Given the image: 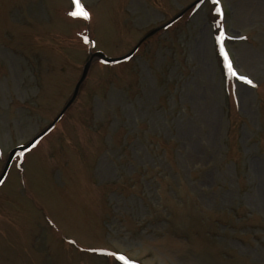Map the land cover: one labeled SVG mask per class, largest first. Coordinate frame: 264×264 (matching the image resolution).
Returning <instances> with one entry per match:
<instances>
[{
	"label": "rangeland",
	"instance_id": "374dc122",
	"mask_svg": "<svg viewBox=\"0 0 264 264\" xmlns=\"http://www.w3.org/2000/svg\"><path fill=\"white\" fill-rule=\"evenodd\" d=\"M195 0H0V174ZM203 0L95 59L0 186V264H264V0ZM88 37V43L83 37ZM246 37V39H242ZM94 45L91 43V41ZM75 241V243H72Z\"/></svg>",
	"mask_w": 264,
	"mask_h": 264
},
{
	"label": "snow or ice",
	"instance_id": "6c2138e0",
	"mask_svg": "<svg viewBox=\"0 0 264 264\" xmlns=\"http://www.w3.org/2000/svg\"><path fill=\"white\" fill-rule=\"evenodd\" d=\"M73 3L75 5V10L70 13L71 16L81 17L85 20L91 19V13L85 8L84 4L81 3V0H73ZM201 3H203V0H201ZM212 4L215 5L214 11L220 18V20L217 21V24L219 25V29H218V34L215 36V40L219 45V54L223 57L222 63L226 76L234 77L239 81L244 82L247 85H251L255 87L256 85L254 84L253 80L250 77H248L247 75H242L239 72H237L229 56V53L225 47L224 42L226 39H230V37L226 35L223 26L220 23V21L223 18V8L221 5V0H212ZM83 39L85 43H88V37L86 35L83 37ZM242 39H246V37H242ZM0 183H3V181H0ZM72 243H75V241H72ZM91 251L100 252L108 256L114 257L117 261L122 262V264H138L137 261L130 259L122 252L108 251L107 249H91Z\"/></svg>",
	"mask_w": 264,
	"mask_h": 264
},
{
	"label": "water",
	"instance_id": "95a60500",
	"mask_svg": "<svg viewBox=\"0 0 264 264\" xmlns=\"http://www.w3.org/2000/svg\"><path fill=\"white\" fill-rule=\"evenodd\" d=\"M200 0H197L195 1L191 6H189L187 9H189L190 7H192L193 5H195L197 2H199ZM185 9L184 11H182L181 13H179L176 17H174L172 19V21H175L176 19H178L180 16H182L186 10ZM171 21V22H172ZM160 28H156L152 31H150L149 33H147L140 41L139 43L129 52L127 53L126 55H123V56H120V57H109L107 56L106 54H104L103 52L101 51H97L95 53H92L91 54V57L89 59V61L86 63V65L84 66V70H83V73H82V76L81 78L79 79L77 85H76V88H75V91H74V94L72 96V98L68 101V103L66 104V106L64 107V109L62 110V112L59 114V116L56 118V120L49 126L52 127L58 120L59 118L65 113V111L72 105V103L74 102V100L76 99L78 93H79V89H80V86L81 84L83 83V81L85 80L87 74H88V71H89V68H90V65H91V62L93 61V59L95 57H100L102 58L103 60L107 61V62H118V61H121V60H124L128 57H130L131 55H133L136 50L139 48V46L148 38L150 37L151 35H153L154 33H156ZM49 128L45 129L40 135H38L36 138H34L29 144L25 145V146H18L16 148H14L12 150V152L10 153V156H9V159L6 163V166L0 176V181H3V179L5 178L6 174H7V171L11 165V162L13 160V158L18 154V153H21L23 151H26L28 150L29 148H31L34 144V142L42 135L44 134L45 132H47L49 130ZM1 184V183H0Z\"/></svg>",
	"mask_w": 264,
	"mask_h": 264
}]
</instances>
